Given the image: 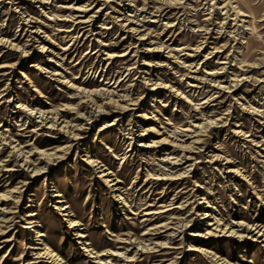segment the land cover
<instances>
[{
  "label": "rangeland",
  "instance_id": "rangeland-1",
  "mask_svg": "<svg viewBox=\"0 0 264 264\" xmlns=\"http://www.w3.org/2000/svg\"><path fill=\"white\" fill-rule=\"evenodd\" d=\"M0 230V264H264V0H0Z\"/></svg>",
  "mask_w": 264,
  "mask_h": 264
},
{
  "label": "bare ground",
  "instance_id": "bare-ground-1",
  "mask_svg": "<svg viewBox=\"0 0 264 264\" xmlns=\"http://www.w3.org/2000/svg\"><path fill=\"white\" fill-rule=\"evenodd\" d=\"M91 101V100H90ZM16 150H15V154L17 155V158L18 159H24L25 158V163H26V166H30L29 168H31V167H33L34 166V163L32 162V161H30V158L28 157V156H26L25 154H24V152H22L21 150H17V148H15ZM42 155L43 156H45V157H47V158H50L51 157V155H49L48 153H46V152H43L42 153ZM54 159V158H53ZM94 164V163H93ZM15 171V170H14ZM37 173L38 172H35V174L34 175H36L37 176ZM101 173V177L102 178H107V177H109V176H107L103 171L102 172H100ZM106 182L110 185V187H115V185L113 184V181H110V180H106ZM62 211H65V210H62ZM72 225H73V223H72ZM74 227L76 226L75 224L73 225ZM2 228V227H1ZM31 230H32V232H33V234H36L37 235V238H41V237H43L41 234L38 236V232L35 230V227L33 226L32 228H31ZM1 231V230H0ZM38 245H40L41 246V248H40V251H41V256H43V257H46V258H48V259H50L51 260V262H53V263H56V264H62L61 263V261H60V258H59V256L54 252V251H52L49 247H48V245L47 244H45L43 241H41L40 242V244H38ZM39 249V248H38Z\"/></svg>",
  "mask_w": 264,
  "mask_h": 264
}]
</instances>
